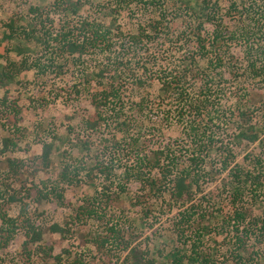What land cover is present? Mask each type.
I'll use <instances>...</instances> for the list:
<instances>
[{
    "label": "rangeland",
    "instance_id": "obj_1",
    "mask_svg": "<svg viewBox=\"0 0 264 264\" xmlns=\"http://www.w3.org/2000/svg\"><path fill=\"white\" fill-rule=\"evenodd\" d=\"M78 1V15L73 16L57 11L56 0H0V46L4 48L0 50L4 56H0V64H5L6 57L48 66L45 72L35 66L0 88V192L8 190L9 194L14 192L21 196L28 214L42 233L40 241L32 242L25 231L19 229L9 246L0 250V264H67L75 258L82 259L84 264H172L168 253L183 246L177 238L181 215L195 209L199 223L219 227L217 224L222 214L232 211L229 175L220 170L218 149L221 143L230 146L238 162H242L246 154L255 156L260 152L258 143L235 139L239 127L237 121L231 119L230 112L237 102L238 91L257 88L259 93L255 91L253 95L260 108L253 114V120L259 127L264 125V79L251 80L246 67L245 44L242 39L232 42L230 48L234 58L226 57L224 65L210 75L209 92L205 93L213 110L207 133L214 136L216 143L210 154L205 155L202 167L205 176L199 187H194L195 196L191 200L175 204L169 191L163 192V189L155 195L145 182L148 178L162 177L157 169L146 166L141 181L132 177L134 170L131 169L135 167L136 154L140 157L148 155L151 160L157 150H164L165 155L168 145L175 153L178 147L185 152L189 146V141L185 143L188 138L182 133L193 118V112L187 110L180 114V111L184 110L183 105L197 98L198 89L188 90L185 100L176 95L166 98L157 75L161 69L178 71L189 67L191 62L186 59V54L196 49L192 32L199 22L203 23V35L212 33L213 26L204 15L203 0H154L155 4L152 0L120 3L108 0L112 6L121 5L120 11L113 15L97 11L96 6L105 0ZM175 2L181 6V17L175 15L172 7ZM218 4L215 9L222 8L224 14L228 2L221 0ZM30 8L36 9L31 12ZM159 9L165 10L163 16ZM87 13L107 24L114 21L115 26L120 27L123 35L113 39L109 52L94 51L81 58L58 53L53 58L52 47H43L34 40L5 38L7 29L3 24L10 20L15 21L17 31H28L37 25L38 30L44 27L54 36ZM154 20L163 23L157 34L152 33L154 36L150 42L135 47L130 36L137 34L141 26L149 27ZM178 29L183 33L175 31ZM246 29L250 37L264 42L262 27ZM185 33L189 34L188 39L183 35ZM181 35L178 40L177 36ZM17 44L25 47L23 54L17 53L14 48ZM195 60L200 69L208 66L207 61L198 55ZM103 64L110 65V71L99 78L96 74ZM127 69H136L135 75H128ZM87 74L88 84L83 80ZM110 75L123 84L120 100L125 103L124 115L129 117L120 116L117 109L102 107L106 119L97 125L96 130H87L86 119L96 112L92 95L101 89L99 82L105 81L106 85L105 78ZM137 80L141 84L136 83ZM196 82V87L200 88L202 82L199 79ZM139 100L146 103L143 111L128 107L129 103H138ZM10 107H14L21 118L17 124L19 131L13 135L17 147L2 152L1 138L11 134L4 116V111ZM130 117L137 119L134 122ZM123 120H126L128 131L114 127ZM136 136L140 139L134 146L130 139ZM51 141L55 145L51 163L48 168H43L40 159L42 144ZM7 158L25 164L16 176L7 172ZM65 164L77 171L59 183V173ZM173 179L174 173L167 177L166 188H172L170 180ZM56 184L64 194L63 205L41 196L40 192H50ZM256 193L258 197L248 189L241 202L249 204L250 216L261 217L264 212L262 189ZM0 198L4 200L0 202L5 204L6 213L17 218L22 204L6 203L2 195ZM86 210H95V213L87 217ZM52 223H58L66 231L52 232L49 229ZM40 246L53 249H47L48 255L38 248ZM231 248L230 237L225 232L207 234L203 239L202 249L212 255L215 264H231ZM55 255H60L61 261L50 257Z\"/></svg>",
    "mask_w": 264,
    "mask_h": 264
},
{
    "label": "trees",
    "instance_id": "obj_2",
    "mask_svg": "<svg viewBox=\"0 0 264 264\" xmlns=\"http://www.w3.org/2000/svg\"><path fill=\"white\" fill-rule=\"evenodd\" d=\"M220 1L221 0H203L205 5L204 15L206 21L212 24L213 31L210 34L203 35V23H198L197 29L192 32L196 49H193L194 52L191 54L190 52L186 54V59H189L191 62L189 67L183 70L178 69V71L175 69H161L157 75L161 83V90L166 94V98L176 95L180 100H185L188 90L191 89L196 91V89H198L197 92L199 95L197 98L189 101V104L186 106L183 105L184 110L180 111V114H183V112L187 110L190 113L193 112V118L189 120V123L183 128L182 133V136L184 135L185 138H188L185 139V143L188 141L190 142L187 150L184 152L183 148L178 147V151L175 153L171 150L170 145H168L165 155L164 150H157L153 153L154 157L151 160L148 155L140 157L136 154V164L135 167L131 169L134 170L132 177L139 181L142 180L143 169L146 168V166L151 169H157L162 177L158 179L157 177L148 178L145 182L155 195H159L163 189V192L166 190L169 191L171 201L175 204L178 202L184 204L186 201L191 200L192 197L195 196L193 191L194 187L198 188L201 178L205 176L203 174L204 170H202L205 155H209L213 146L216 144L214 143V136L207 133L213 110L210 109L212 105L207 96L208 94L205 93L209 92L208 84H210L209 82L211 81L210 75H212L218 67L224 65L226 57L229 56L230 60L234 58L230 48L232 42H240L241 39L243 40L247 51L246 67L251 80L264 79V42L261 43L260 39L258 40L250 37L246 29L251 26H255L256 28L259 27L260 29L262 27V33L264 34V0H226L228 5L224 10V14L222 8L215 9ZM117 2L126 1L117 0ZM127 2H130V0H127ZM78 3V0H56L55 7L58 8L57 11L65 15L75 16L78 15L79 11ZM119 3H117L116 6H112L108 0H105L103 3L97 5L96 8L101 14L113 15L120 11L121 5ZM152 4H155L154 0H152ZM172 7H174L173 10L176 11L175 15L181 17V6L177 5L175 2L172 4ZM35 9L30 8V11L33 12ZM159 13L163 16L165 10L159 9ZM162 25L163 23L161 21L154 20L149 24V27L141 26L137 34L130 36L131 43L136 47L142 43L150 42L154 36L152 33L156 35ZM3 26L7 29L5 38H22L24 41L34 40L37 43L40 42V44H43V47H48L49 49L52 47L51 53L53 58H55L54 54L58 53L62 56L66 54L71 58L76 55L77 58H81L84 55L94 53V51L106 53L110 51L113 39L121 38L123 35L120 27L115 26L114 21L107 24L106 21L88 13L75 23L71 25L68 24L66 28L57 31L54 36L52 32L45 30L44 27L38 30L37 25L28 31H17L14 20H10L9 23L4 22ZM175 31L180 34L183 33V31L179 29ZM183 35L187 39L190 37L188 33ZM181 37L182 35L177 36L178 40H180ZM53 42L55 43L53 44ZM14 48L19 54H23L25 51V47H21L20 44H17V48ZM3 49L4 48L0 46V50L3 51ZM1 52L0 56L4 57ZM196 55H198L200 59L206 60L208 66L204 69H200V66L196 64ZM4 60L5 64H0V88L9 83V81L13 80L16 76L29 71L35 66L38 67V70L41 72H45L46 68H48V66H38L40 64H28L26 60L16 61L6 57ZM109 66L110 65L103 64L99 68L96 76L102 78L105 77L106 74H109ZM127 70L129 71L128 75H135L136 69ZM124 74L126 75V72ZM105 79H107L106 85L105 81L99 82L101 89L92 95L91 101L96 108V112L86 119L87 130H96L97 125L106 119V114L102 111V107L111 110L117 109V111H120V116L126 119L129 117L127 114L124 115L123 109L125 103H122L120 100V89H122L121 87H123V84L118 82V78H114L112 75ZM197 79L202 82L199 85L200 88L196 87ZM83 80L88 84L89 75H85ZM136 83L141 84L139 80H137ZM255 91L258 92L257 88H244L242 91L236 93L237 102L232 106L230 117L237 121L239 127L238 132L234 135L235 139L246 141L251 144L258 143L257 145L260 152H257L255 156L250 153L246 154L243 161L238 162L236 161L234 149L230 146H223V143H221L220 149H218L220 170L227 171L229 175L228 187L230 190L229 194L232 211L222 214L220 223L217 222L219 227H211L209 224L199 223L195 218V216L198 215L195 209L189 214L181 215L179 222L181 228L178 229L177 238L183 246L181 249L177 248L168 253V258L172 264H215L212 255L202 249L204 237L207 234L210 235L215 232H225L227 236L230 237L232 245L231 255L233 256L231 264H264V212L261 217L250 216L249 204H243L241 202V197L248 189L253 196L258 197L259 195L256 193V190L261 188V195L264 197V125L259 127L253 120V114L260 108V106H256V100L253 95ZM3 101L5 102L4 99ZM129 105L128 107L131 109L134 108L138 111H143L146 103L139 100L138 103H129ZM4 113L10 125L7 130L9 133L11 132L8 136L1 138L2 152H7L17 147V142L13 138V135L19 131L17 124L20 123L21 118L14 107L8 108ZM129 119H133L135 122L137 117H130ZM125 121L126 120H123L121 123L114 124L115 129L119 131H128V128L125 126ZM139 139L140 136L130 139L132 140L131 144L135 146V143H137ZM131 144L129 145L131 146ZM54 148L55 145L53 141L42 144L40 159L43 168L49 167L51 163L50 157ZM6 162L8 167L7 172L10 173L9 175L16 176L20 168L25 166L23 162H19L12 158H7ZM98 169L100 171L103 170L99 167ZM76 171V168L73 166L65 164L62 171L59 173L58 182L62 183L68 180V177L73 175ZM173 173L174 179L170 180L173 186L172 188H166L165 183H167L166 181L169 182L167 177ZM129 176H131L130 172ZM7 191L8 190L0 192V195L5 198L6 203L19 202L22 205H20L21 208L17 218H12L3 209L5 204H1L0 202V250L6 249L9 246L19 229L25 231L30 241H40L42 237L41 230L28 214L26 204L23 203L22 197L14 192L9 194ZM40 193L42 197L55 201L58 205H63L64 194L59 191V186L57 184L53 185L50 192ZM0 200L2 199L0 198ZM85 212L86 216L89 217L92 213H95V210H86ZM83 213L84 211L81 212V214ZM201 216L203 217L204 215L201 214ZM184 222L186 225H184ZM49 229L55 233H64L66 231V229L58 223H52ZM106 240L107 239H105V241ZM26 243L27 242H25V244ZM188 243H191L189 247H187ZM38 248L48 255L47 249L50 251L53 249L51 246H49V248L41 246ZM50 257H53L55 261H61L60 255ZM67 264L84 263L82 259L75 258L71 261H67Z\"/></svg>",
    "mask_w": 264,
    "mask_h": 264
}]
</instances>
